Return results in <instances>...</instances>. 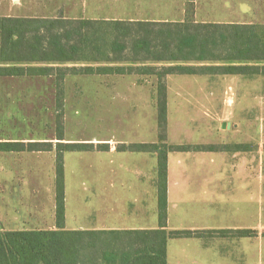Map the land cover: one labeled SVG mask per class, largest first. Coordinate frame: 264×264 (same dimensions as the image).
<instances>
[{"label": "trees", "instance_id": "1", "mask_svg": "<svg viewBox=\"0 0 264 264\" xmlns=\"http://www.w3.org/2000/svg\"><path fill=\"white\" fill-rule=\"evenodd\" d=\"M73 75L156 78L158 141L119 144L157 158L158 228L66 229L65 164L71 151H108L109 143L65 141V80ZM170 75L264 77V24L201 21L194 0L182 20L0 15V77H53L56 142L4 141L3 152H56L57 229L0 230V264H168L171 239L255 231L168 228V158L176 151L245 152L248 144H175L168 139ZM264 236V231H263Z\"/></svg>", "mask_w": 264, "mask_h": 264}, {"label": "crops", "instance_id": "2", "mask_svg": "<svg viewBox=\"0 0 264 264\" xmlns=\"http://www.w3.org/2000/svg\"><path fill=\"white\" fill-rule=\"evenodd\" d=\"M98 1L96 0V16L84 18L182 20L187 10V0H100L99 2H103L102 5H98ZM122 1L127 7L126 10L120 4ZM197 2L198 0H194L195 12ZM256 4L264 14V0H257ZM149 5L157 7L150 9ZM176 13L178 16L180 14L178 18ZM96 89L98 90V106L111 107L106 109V113H110L113 108H120L125 112L123 116L117 115L114 121L104 116L105 126L117 124L125 127L131 131L128 137L132 138H127L126 135L118 139L98 137V143H109L111 149L106 152L97 151L98 184L89 187L84 185L74 190L69 188L67 183L69 153H65L64 226L66 229L98 230L158 228L160 226L158 194L154 184L157 175V163H154L156 156L148 152H119L116 149L119 144L146 143L156 140V137H147L150 136L148 120L152 115L151 109L155 108L156 97L153 96L151 88L140 85L99 86ZM168 93L170 103L169 89ZM67 94L69 92L66 90V104L69 103ZM145 109L148 111H142ZM124 121L126 124L123 123ZM0 140L35 141L36 139L9 137ZM39 140L46 141V139ZM50 141L54 140L50 139ZM65 141H81L66 136V124ZM229 153L231 152L188 151L169 154L168 228L250 229L255 231L254 236L239 237L215 233L206 234L203 237L171 239L168 243V264H172L170 249L173 243L177 247L174 264H245L244 261L249 254L248 245L251 242L258 240L259 249H262L264 231L262 208L259 207L258 218L253 217L248 223L246 218L237 217L244 210L239 208L237 212L230 211V203H237L238 188L242 187L241 183L246 187V183L241 181V170L236 163L231 162ZM236 153L239 152L231 154ZM176 154H179L177 165L172 167L171 157ZM0 157H2L0 230L57 229L56 152L0 151ZM204 158L209 159L208 166L201 165V160ZM262 174L261 166L259 184L255 185V193H259L260 203L263 194ZM118 175L124 178L118 180ZM127 175L131 177L127 178Z\"/></svg>", "mask_w": 264, "mask_h": 264}, {"label": "rangeland", "instance_id": "3", "mask_svg": "<svg viewBox=\"0 0 264 264\" xmlns=\"http://www.w3.org/2000/svg\"><path fill=\"white\" fill-rule=\"evenodd\" d=\"M102 3L99 2L98 5ZM256 3L257 0H198L196 19L264 24V14ZM120 4L126 10L125 3L122 1ZM96 6V0H0V15L95 17ZM149 6L150 9L157 7ZM179 16L177 14L176 17ZM132 85L147 86L151 88L153 96L156 94V78L153 76H68L65 80V91L69 92L67 94L69 103L65 102L66 136L95 143H98V137L118 139L126 135L125 137L132 138L128 137L131 131L125 127L117 124L105 126L104 116L114 121L117 115L123 116L125 112L120 108H113L110 113H106V109L111 107L98 106V90L96 89L99 86ZM168 89L170 103L168 97L167 141L169 143L248 144V151L229 153L231 162L236 163L241 170V181L246 183V187L241 183L242 187L238 188L237 203H230V211L237 212L241 208L244 212L238 211L241 213L237 217L246 218L248 223L249 219L258 218V210L261 207L264 224V77L248 79L236 75L215 77L170 75ZM55 97L56 88L53 77H0V139L19 137L55 141ZM142 111H148V109ZM151 113L148 120L150 136L147 137H156L155 141H158L156 101ZM123 123L126 124V121ZM145 125L147 126V121ZM184 152L187 151H176V153ZM66 153H69L67 183L71 190L79 186L89 187L98 184L97 151ZM178 156L179 154L172 155V167L177 165ZM156 160L157 158L154 157L155 164ZM1 161L2 157H0ZM201 161V165H209V159L204 158ZM261 166L263 194L260 203V195L255 193V185L259 184ZM241 168L246 171L244 172ZM130 177L127 175V178ZM121 178L124 177L117 176L118 180H122ZM258 189L257 187V191ZM248 246L249 254L244 263L264 264V236L262 249H259L258 240L251 242ZM176 249L173 243L170 249L172 264L175 263Z\"/></svg>", "mask_w": 264, "mask_h": 264}, {"label": "water", "instance_id": "4", "mask_svg": "<svg viewBox=\"0 0 264 264\" xmlns=\"http://www.w3.org/2000/svg\"><path fill=\"white\" fill-rule=\"evenodd\" d=\"M223 126H225V124Z\"/></svg>", "mask_w": 264, "mask_h": 264}]
</instances>
